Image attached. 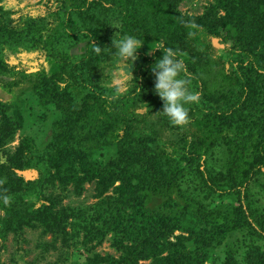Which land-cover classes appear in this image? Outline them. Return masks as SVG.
I'll list each match as a JSON object with an SVG mask.
<instances>
[{
  "label": "trees",
  "instance_id": "1",
  "mask_svg": "<svg viewBox=\"0 0 264 264\" xmlns=\"http://www.w3.org/2000/svg\"><path fill=\"white\" fill-rule=\"evenodd\" d=\"M178 1L45 0L43 13H20L15 22L0 4L2 88L26 90L60 112L48 143L25 136L8 150L23 118L16 101L0 99V178L13 197L10 206L0 201V254L9 234L32 228L51 235L44 250L75 239L76 252L85 249L80 264H204L238 232L247 234L242 261L231 252L222 264H264V206L251 196L264 174V0H222L225 14L198 16L182 14ZM125 34L144 44L121 89L111 84L114 71L131 61L120 60L112 39ZM160 41L179 50L200 95L186 105L191 123L183 128L159 113L151 67L163 52L145 53ZM92 42L103 47L99 55ZM18 52L36 53L48 70L11 65L6 55ZM256 102L257 119L250 112ZM167 128L179 130L178 146L168 145ZM219 143L224 167L217 169L210 157ZM26 169L37 177L16 172ZM183 175L191 197L181 189ZM85 183L93 184L95 202L62 203L69 184L80 195ZM108 238L116 255L95 250Z\"/></svg>",
  "mask_w": 264,
  "mask_h": 264
},
{
  "label": "rangeland",
  "instance_id": "2",
  "mask_svg": "<svg viewBox=\"0 0 264 264\" xmlns=\"http://www.w3.org/2000/svg\"><path fill=\"white\" fill-rule=\"evenodd\" d=\"M45 0H1L0 4L3 5L4 9L10 11L11 17L14 22L18 20L20 13H26L30 15L41 14L45 11ZM223 2L222 0H179L177 2V9L182 14L198 16L205 15L207 10H217L218 14H225L223 7H218V4ZM230 1V0H225ZM215 46L217 40L213 41ZM77 51V49H74ZM8 62L11 65H15L18 68H26L27 72L36 71L40 64H43L48 70L49 65L45 63L40 56L33 52H18L15 54L8 53L6 55ZM120 63L118 69L114 72L111 84L119 85L121 89H125V83L130 76V71L135 63L126 64ZM5 80H7L5 78ZM0 99L4 102L10 103L16 101L20 115L23 118L22 127L16 129L13 138L9 143L6 144L5 148L8 150L14 149V146L19 144V141L25 137H31L37 145L42 147L48 143L54 130L55 120L60 117V112L52 107V105L41 106L38 103V99L35 95L27 92L26 90H19V88H13L11 92L4 91L0 84ZM23 102L20 104L19 102ZM251 114L257 119L262 116V107L257 106V102L250 110ZM6 115L9 117L14 116L13 109L6 110ZM1 117V116H0ZM1 121V118H0ZM194 127V126H193ZM165 137L168 140V145L173 144L178 146L180 134L179 130L175 128H167L165 131ZM224 144L219 143L214 149L213 156L210 157V163H213L215 168H223V160L219 159L223 153ZM168 150H171L169 147ZM109 153V152H108ZM0 160L5 161V155L1 153L0 149ZM19 173L25 179L37 177V171L28 169V171ZM189 176H182L179 179L182 191L188 193L191 197L193 196L192 185ZM259 182L264 185V174L258 176V181L251 188V196L256 199L255 204L264 206V187L259 186ZM69 190H66V196L63 197L62 203L69 206H85L90 205L97 199L93 197L94 186L92 183H85L84 189L80 195H76L75 191H72V184L68 185ZM58 192L61 189L57 188ZM109 193L112 194L111 189ZM196 198L199 200L203 196L200 191L194 193ZM202 201V200H200ZM208 201V198L207 200ZM217 202V200H215ZM157 201L154 199L152 204H156ZM175 235L180 234L179 231L174 232ZM247 236L243 233L230 232L222 242L214 248L213 259L206 261L204 264H222L226 259L227 255L231 252H235L237 258L241 260L240 252L242 250V242ZM81 239V238H80ZM52 241L51 235L46 234L42 236L39 229L25 228L21 235L13 236L9 234L5 240V246L0 254V261L3 264H80L85 255V249L80 248L77 252L75 250V239H71L70 243L65 246L61 244L60 239L55 243V248L48 247L44 250V243H50ZM95 250L100 254H114L116 252L111 246V240L105 239L100 245L95 247ZM245 264V263H244Z\"/></svg>",
  "mask_w": 264,
  "mask_h": 264
},
{
  "label": "clouds",
  "instance_id": "3",
  "mask_svg": "<svg viewBox=\"0 0 264 264\" xmlns=\"http://www.w3.org/2000/svg\"><path fill=\"white\" fill-rule=\"evenodd\" d=\"M182 23L193 28L198 27L194 21H182ZM143 44L144 41L128 34L119 38L114 35L112 39V48L116 49V55L121 61H131V67L138 59L137 50ZM92 45L94 52L99 55L103 47L95 42H92ZM155 50L163 52L162 58L157 59L151 67L155 77L154 91L163 101L162 111L159 113L167 117L173 126L186 127L191 123L190 109L186 105L199 103L200 95L191 89L192 77L187 71L179 50L167 47L163 41H160L155 47H150L145 54L154 55ZM6 182V177L0 178V201L5 206H10L13 197L4 187Z\"/></svg>",
  "mask_w": 264,
  "mask_h": 264
},
{
  "label": "water",
  "instance_id": "4",
  "mask_svg": "<svg viewBox=\"0 0 264 264\" xmlns=\"http://www.w3.org/2000/svg\"><path fill=\"white\" fill-rule=\"evenodd\" d=\"M32 170H35V169H32ZM25 171H28V169H26V170H16V172L21 173V174H24L23 172H25ZM27 179H33V178H27Z\"/></svg>",
  "mask_w": 264,
  "mask_h": 264
}]
</instances>
